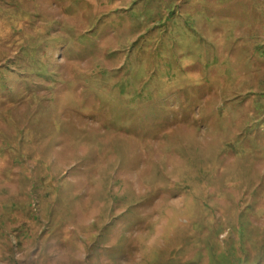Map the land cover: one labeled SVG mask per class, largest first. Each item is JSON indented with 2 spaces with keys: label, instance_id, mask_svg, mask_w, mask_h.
<instances>
[{
  "label": "rangeland",
  "instance_id": "374dc122",
  "mask_svg": "<svg viewBox=\"0 0 264 264\" xmlns=\"http://www.w3.org/2000/svg\"><path fill=\"white\" fill-rule=\"evenodd\" d=\"M0 264H264V0H0Z\"/></svg>",
  "mask_w": 264,
  "mask_h": 264
},
{
  "label": "bare ground",
  "instance_id": "6f19581e",
  "mask_svg": "<svg viewBox=\"0 0 264 264\" xmlns=\"http://www.w3.org/2000/svg\"><path fill=\"white\" fill-rule=\"evenodd\" d=\"M158 243H159V242H158ZM158 245H160V243H159ZM153 248H154V249H157V250H160V249H159L160 246H158V247H154V246H153Z\"/></svg>",
  "mask_w": 264,
  "mask_h": 264
}]
</instances>
